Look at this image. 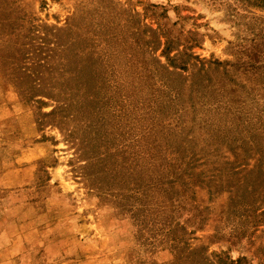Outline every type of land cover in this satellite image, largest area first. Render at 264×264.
<instances>
[{
    "label": "rangeland",
    "instance_id": "rangeland-1",
    "mask_svg": "<svg viewBox=\"0 0 264 264\" xmlns=\"http://www.w3.org/2000/svg\"><path fill=\"white\" fill-rule=\"evenodd\" d=\"M0 264H264V0H0Z\"/></svg>",
    "mask_w": 264,
    "mask_h": 264
},
{
    "label": "trees",
    "instance_id": "trees-1",
    "mask_svg": "<svg viewBox=\"0 0 264 264\" xmlns=\"http://www.w3.org/2000/svg\"><path fill=\"white\" fill-rule=\"evenodd\" d=\"M247 191H248V192H250V190H249V189H247Z\"/></svg>",
    "mask_w": 264,
    "mask_h": 264
}]
</instances>
